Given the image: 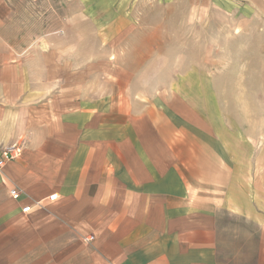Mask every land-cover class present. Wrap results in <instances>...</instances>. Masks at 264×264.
<instances>
[{"label":"crops","instance_id":"1","mask_svg":"<svg viewBox=\"0 0 264 264\" xmlns=\"http://www.w3.org/2000/svg\"><path fill=\"white\" fill-rule=\"evenodd\" d=\"M217 1L246 23L261 13V0ZM39 7L52 0H0V151H21L0 170V264H264L261 216L232 193V145L140 81H75L51 11L45 34L16 29Z\"/></svg>","mask_w":264,"mask_h":264},{"label":"rangeland","instance_id":"2","mask_svg":"<svg viewBox=\"0 0 264 264\" xmlns=\"http://www.w3.org/2000/svg\"><path fill=\"white\" fill-rule=\"evenodd\" d=\"M77 1L20 9L23 41L46 33L51 11L59 40L71 48L75 81L96 90V81L121 75L194 112L220 145H232L235 202L264 224V0L248 23L242 8L217 0H88L89 14ZM238 217L235 226L245 219Z\"/></svg>","mask_w":264,"mask_h":264},{"label":"built area","instance_id":"3","mask_svg":"<svg viewBox=\"0 0 264 264\" xmlns=\"http://www.w3.org/2000/svg\"><path fill=\"white\" fill-rule=\"evenodd\" d=\"M21 154L20 149H17L15 145L11 146V147H7L5 149H3L2 151H0V170L5 166V164L7 162L13 161L15 159H17ZM10 197L13 201H18L20 199V192L18 189L13 188L10 190ZM55 197V198H53ZM57 196L56 195H51L49 197L50 201L56 200ZM41 205L40 202H37L34 206L35 207H39ZM25 209H27V211H25ZM33 207L32 206H25L22 209V213H30L32 211ZM93 241V237H88L84 239V242L86 244L91 243Z\"/></svg>","mask_w":264,"mask_h":264},{"label":"snow or ice","instance_id":"4","mask_svg":"<svg viewBox=\"0 0 264 264\" xmlns=\"http://www.w3.org/2000/svg\"><path fill=\"white\" fill-rule=\"evenodd\" d=\"M53 198H55V197H53ZM25 211H27V209H25Z\"/></svg>","mask_w":264,"mask_h":264}]
</instances>
